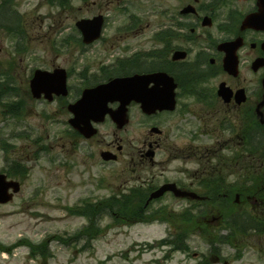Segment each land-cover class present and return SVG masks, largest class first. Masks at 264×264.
Listing matches in <instances>:
<instances>
[{"label": "flooded vegetation", "instance_id": "flooded-vegetation-1", "mask_svg": "<svg viewBox=\"0 0 264 264\" xmlns=\"http://www.w3.org/2000/svg\"><path fill=\"white\" fill-rule=\"evenodd\" d=\"M46 2L67 12L77 6L81 18L74 28L69 27L74 35L70 33L64 41L78 46L82 55L97 45L111 46L118 54L125 51L115 59L88 61L78 68L75 62L64 68L68 75L78 73L84 84L73 103L83 90L107 81L89 79L142 73H163L172 79V83L165 81L163 85L165 90L174 85V110H159L150 115L141 112L138 126L144 131L129 140L128 149L117 134L99 140L102 125L110 122L115 126L109 117L103 123L92 122L98 130L93 138L76 136L88 145L90 151L85 156L90 161L120 165L115 192L119 197L115 200L129 206L130 213L112 216L148 230L168 226L163 229V239L154 245L147 242L130 249L136 248L138 253H162L157 258L159 264L174 254L191 258L195 264H242L243 254L251 250L254 261L264 264V0ZM95 18L102 23L101 36L86 45L76 23ZM65 25L61 23L59 29H67ZM141 38L154 47L130 51L128 46ZM121 45L126 47L122 50ZM179 52L184 53V58H174ZM56 68L63 67L52 66V71ZM64 99L55 97L49 103L61 101L68 106ZM187 115L195 122H190ZM129 124L119 131H126ZM71 148L74 157L77 150L75 145ZM102 152L114 154L116 160L103 161ZM229 156L240 157L250 165L211 163L213 157ZM193 159L199 163L194 169L171 166ZM64 164L68 170L75 167L68 157ZM163 185H174L199 198L177 197L176 190L169 189L159 198L151 199ZM94 196L83 202L95 206L98 214L102 199ZM247 216L253 220V232L244 228ZM218 227L227 230L225 246H209L207 255L194 251L189 257L192 237H205ZM252 236L257 246L241 245ZM94 239L92 236L90 240ZM80 240L83 236L76 242ZM53 241L55 238L48 243ZM18 247L6 251L14 255ZM224 248L231 252L224 254Z\"/></svg>", "mask_w": 264, "mask_h": 264}, {"label": "rangeland", "instance_id": "rangeland-1", "mask_svg": "<svg viewBox=\"0 0 264 264\" xmlns=\"http://www.w3.org/2000/svg\"><path fill=\"white\" fill-rule=\"evenodd\" d=\"M0 11V80L8 82L16 91L12 98L4 99L3 103L24 102V110L19 118H5L0 104V171L8 163V171L16 173L12 179L22 185L21 192L10 204L0 206V247L9 246L22 237L37 243L51 235L66 238L65 242L49 244L51 258L47 262L40 257H29L26 247H18L7 262L0 255V264H153V261L159 264L157 258L162 253H138L136 248L130 247L143 246L147 242L154 245L157 240L163 239V229L168 226L158 225L148 230L139 225L118 223L108 213L111 210L122 211L112 206L108 209L102 206L98 217L92 221L93 241L68 242L69 237L91 223L81 215H94L93 207L74 215L68 213V208L76 207L78 199L93 194L96 195L94 198L101 197L103 201L116 194L119 185L116 174L120 165H100L90 161L85 156L90 149L83 138L79 139L69 132L68 119L71 114L67 111V105L61 101L48 103L43 99H33L29 88L31 73L36 69L52 70V66L68 68L75 62L78 68L88 61L115 59L125 51L118 54L119 51H112L111 46L97 45L82 55L78 46L66 44L64 39L73 31L69 27L74 28V23L81 18L77 6L74 11L67 12L49 5L46 0H0ZM61 23H65L67 29L60 30ZM144 40L141 38L128 46L130 51L154 47ZM119 47L123 50L126 46ZM81 79L78 73L70 76L68 84L71 89L64 99L65 103L79 96L84 88ZM132 106L128 129L119 131L107 122L99 128V140H108V134L111 137L117 134L128 149L129 140L144 131L138 126L141 111L138 106ZM186 118L195 122L191 115ZM74 145L77 154L73 157L74 148L71 147ZM67 157L75 165L69 170L64 164ZM179 165L183 169H194L199 163L193 159L171 166ZM25 166L27 173H24ZM216 229L205 237H192V252L188 256L191 257L194 251L207 255L209 246L224 247L227 230ZM241 245L255 247L257 242L253 236ZM226 251L231 252L224 248V254ZM250 251L246 250L243 254L245 260L242 264H257L255 254ZM195 263L191 258L184 259L183 255L174 254L162 264Z\"/></svg>", "mask_w": 264, "mask_h": 264}, {"label": "water", "instance_id": "water-1", "mask_svg": "<svg viewBox=\"0 0 264 264\" xmlns=\"http://www.w3.org/2000/svg\"><path fill=\"white\" fill-rule=\"evenodd\" d=\"M98 21L90 22L83 20L77 24L84 34V42L89 44L99 37L100 26ZM184 53H177L174 58H184ZM166 75L162 73L135 75L131 77L115 78L107 84L99 85L96 88L87 89L83 92L81 99L74 105H70L68 110L73 114L70 120L72 127L79 131L86 138H91L97 134V130L92 127L91 122H103L108 114L112 121L117 125L118 129H122L129 122L128 106L135 102L141 105V109L146 114H152L158 110H173L175 106L172 85L165 90ZM172 83L171 81H169ZM153 84L152 87L150 85ZM31 92L34 98H41L42 95L46 99L52 100L53 94L58 96L67 95L66 74L64 70H56L54 72L37 71L31 80ZM169 103L166 105L165 99ZM118 102L120 105L113 110L108 108L109 103ZM105 160H110L109 153H103ZM172 186L171 188H173ZM10 188L13 193L19 192V184L17 182L6 181L5 175H0V204L8 203L13 194H9ZM169 186H165L158 191L153 197L160 196ZM177 196L197 197L196 194H188L177 191Z\"/></svg>", "mask_w": 264, "mask_h": 264}, {"label": "trees", "instance_id": "trees-1", "mask_svg": "<svg viewBox=\"0 0 264 264\" xmlns=\"http://www.w3.org/2000/svg\"><path fill=\"white\" fill-rule=\"evenodd\" d=\"M7 85V86H6ZM15 89L12 88V86L8 85V82H3V80H0V104L3 103L4 99H10L12 98L15 94H14ZM2 101V102H1ZM4 116H9V117H14V118H18L21 116L23 110H24V102L21 100L20 102H16V103H4L1 105ZM229 163L231 164H239L240 166H244L245 161L239 157H232L230 158ZM226 162V159L224 158H218L217 161L215 162V165L218 164H224ZM249 165V164H248ZM248 222H250L249 220L243 221V223L245 224L246 227H244L245 229H247L249 226H253V220L251 219V223L248 225ZM250 230H253V227H250ZM244 231V230H243Z\"/></svg>", "mask_w": 264, "mask_h": 264}]
</instances>
